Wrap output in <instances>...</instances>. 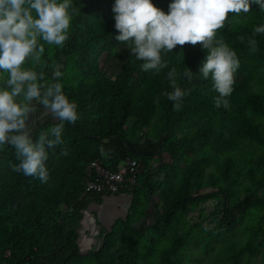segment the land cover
I'll return each mask as SVG.
<instances>
[{"label":"trees","instance_id":"16d2710c","mask_svg":"<svg viewBox=\"0 0 264 264\" xmlns=\"http://www.w3.org/2000/svg\"><path fill=\"white\" fill-rule=\"evenodd\" d=\"M171 2L152 0L166 14ZM114 3L72 0L76 13L69 39L56 46L38 37V45L44 47L39 61L29 57L21 65L22 69L44 73L37 83H61L65 95L78 105L79 118L75 124L65 122L62 145L47 149L46 183L12 171L10 163H19L15 150L10 145L0 146V264H183L181 248L188 232L181 229L182 219L193 205L218 190L228 199L218 218L225 230L235 227L237 216L248 208L255 207L256 212L253 223L234 229L242 232V238H223L222 231L203 240L204 251L221 242L212 264H242L260 255L264 249V195L259 193L264 191V34L254 29L264 24V11L251 2L249 13L237 16L230 12L225 27L217 30L216 38L234 50L240 62L228 107L217 108L213 101L218 93L213 91L211 78L203 79L199 74L206 50L200 44L177 45L172 52L162 50L167 67L159 73L143 71V61L115 39L119 33ZM250 39L257 43L255 53L250 51ZM103 52L107 53V68L99 59ZM187 68L194 74L191 81L183 76ZM172 69L176 70L178 85L189 91L179 111L173 110V102L162 95L172 90L167 79ZM56 71L61 74L58 80ZM8 75L0 70V88ZM32 119L33 139L60 123L51 113L41 119L35 111ZM162 136V144L151 153L139 150L143 142L150 143L146 137L154 140ZM255 146L261 153L248 161L252 162L243 175L249 183L243 187L247 193L241 196L232 182L242 169L232 166L230 152L242 148L244 159ZM61 148H66L68 155H60ZM163 152L179 166L169 171L167 163L158 165L156 170L162 171L164 178L156 182L150 179L153 169L145 172L146 163L155 153L160 163ZM127 156L145 164L137 185L114 193L85 190V168L90 160L116 169ZM211 164L213 172H207ZM259 167L261 172H256ZM206 185L210 188L204 189ZM142 187L148 206L152 200V223L137 228L127 212L125 217L116 216L99 244L91 243L86 249L80 246L86 229L79 232V226L90 202L100 204L105 196L133 193L128 211L133 208L139 217V211L147 207L139 210L136 204V189Z\"/></svg>","mask_w":264,"mask_h":264},{"label":"clouds","instance_id":"9594fccd","mask_svg":"<svg viewBox=\"0 0 264 264\" xmlns=\"http://www.w3.org/2000/svg\"><path fill=\"white\" fill-rule=\"evenodd\" d=\"M251 2L264 11V0H172L167 14L152 0H115L112 11L119 33L115 39L129 48L133 57L143 61V71L156 73L167 67L162 50L166 54L177 45L200 44L206 56L199 74L203 79L211 78L213 91L218 93L214 105L227 108V98L235 83L234 72L240 62L236 52L216 34L225 27L230 12L237 16L249 13ZM75 13L72 0H0V70L9 74L5 86L0 88V146L10 145L15 150L19 163H10L12 171L38 178L41 183L49 180L47 149L63 144L65 122L75 124L78 105L65 95L61 83H37L38 79L43 80L44 73L22 69L21 65L29 57L39 61L44 47L38 45V37L48 44L62 46L69 39ZM254 32L264 34V24ZM248 43L255 53L256 41L250 39ZM60 75L59 71L54 73L57 80ZM183 76L191 81L194 74L187 68ZM176 77L175 69L168 72L172 90L162 95L173 102V110L179 111L189 91L178 85ZM37 105L60 123L33 139L32 116ZM60 155H68V150L61 148Z\"/></svg>","mask_w":264,"mask_h":264},{"label":"rangeland","instance_id":"374dc122","mask_svg":"<svg viewBox=\"0 0 264 264\" xmlns=\"http://www.w3.org/2000/svg\"><path fill=\"white\" fill-rule=\"evenodd\" d=\"M106 57H107V53L103 52L101 56L99 57V59L101 61V65H105V67L107 68L108 67L106 66L107 63L104 64ZM109 61L116 62V59L110 58ZM36 113L38 114V116H40L41 119L50 114V112L43 111L42 106L40 105H37ZM163 138L164 137L162 136L159 138H154V140L152 139L150 140L149 138L146 137L144 140L147 139V141L150 143L143 142L142 144H140L139 147H145L147 148V150L149 148L150 149V151L148 150V154H149L151 153L153 149L155 148L157 149L158 146L162 144ZM129 148L132 149V147H129ZM241 149L240 148L234 149L232 152H230V157L232 158L234 162V165L232 166H237L238 168L242 169V174L238 175L232 182V188H235L236 191L241 192V196H243L244 194L247 193V191L244 190L243 187L249 183L248 178L245 177L243 173L245 172V169L249 167L252 162L251 161L250 163H248V161L255 159L256 155L261 153L260 152L261 150H259V148L255 146L254 151L252 153L246 151L247 153L245 154V158L243 159L240 153ZM162 158L163 159H160L161 162L159 163L158 155L155 153L154 155H151L150 158H148L147 163H146L145 172L153 169L151 171L152 176L150 179L156 182L161 181L164 178V173H162V171L156 170L158 169V165L160 166L161 163H167L166 168H168L167 170L169 171H173L174 169L176 170L179 166V163L176 162L175 160H171L169 155L166 152L162 153ZM218 159H220V157H218ZM213 169H214V166L212 164L206 167L207 172H213ZM261 170H262V167L256 168V172H261ZM139 184H141V182ZM205 187L210 188L209 185H206L203 188L205 189ZM136 190L137 191L135 193L138 196V201L136 202V204L137 205L139 204V210L141 207H143V205L147 207L144 209L143 212H141V210L139 211L140 213L139 217H137L138 214H133V208L129 209L128 215L130 217L129 221L131 222V224L139 228V227H143V226L150 224V223H147L149 221L146 222V220L148 219L154 220L153 204H152V200H149L150 205L148 206V201L146 198V190L143 187L142 189L140 188ZM157 192L158 191L155 192V197L158 200ZM259 193L261 195H264V191L260 190ZM129 196L131 199L134 198L132 197L133 193H129ZM129 196L127 195V197ZM227 203H228V199L226 198L225 193L218 190L212 196L202 201L198 205H193L190 211L183 217L182 222H181V227H182L181 229L184 233L188 232L186 234V243L181 248V252L183 253L182 255L183 264H212V259L214 257L215 251L217 250L221 242H215L212 249L208 251H204L203 240L206 239L210 235L217 234L222 231L223 232H222L221 237L223 238H225V236L227 235H232V237L236 239L242 238V232L238 231L236 233L234 229L237 227L240 228L245 223L251 224L254 222L256 208L250 207L242 215L237 216V224L235 225V227L231 228V230H225L224 227L220 226L218 222V218L222 216L224 208L226 207ZM229 204H231V202ZM105 206L106 204H104L103 201L100 204L95 203V202H90L87 208L83 210L84 216L86 217L82 218L81 224L79 226V232L84 231L82 229H86L84 234H87L86 231H89L88 229L89 226L94 227L96 229L93 230L92 235L99 242L102 238V234L104 233V231L107 228H109V223L106 221L105 218H103V215H102L104 210H105V213L109 210ZM126 213L127 212L122 213L124 217L127 216ZM111 214L112 216H109L110 219H112L114 216L115 218L116 216L117 217L119 216V215H116V213L111 212ZM87 216H89L90 218H87ZM92 240L95 242L94 239ZM162 240L164 241L163 238ZM196 241H197V244L194 243ZM254 258H252L249 261L244 260L242 264H264V249L260 255Z\"/></svg>","mask_w":264,"mask_h":264},{"label":"built area","instance_id":"2783aa9c","mask_svg":"<svg viewBox=\"0 0 264 264\" xmlns=\"http://www.w3.org/2000/svg\"><path fill=\"white\" fill-rule=\"evenodd\" d=\"M144 165L141 159L129 156L120 161L116 169L105 167L98 160H90L85 168V190L114 193L125 186L137 185Z\"/></svg>","mask_w":264,"mask_h":264},{"label":"crops","instance_id":"0c3cea01","mask_svg":"<svg viewBox=\"0 0 264 264\" xmlns=\"http://www.w3.org/2000/svg\"><path fill=\"white\" fill-rule=\"evenodd\" d=\"M138 148H139V150L147 152V153H148V150L150 151L149 148H148V150L145 147H139L138 146ZM127 195L129 196V193L124 191V192H120V193H117V194H111V195L105 196L106 199H104L103 202H104V204H106L105 207H107L109 210L106 213H105V210H104L102 215H103V218H105L106 221L109 223V226H110L111 222H113V220L115 218V216L112 219L109 218V216H112L111 212L112 213H116V215H123L122 213L128 212V208H129V206L131 204V198H130V196L127 197ZM105 200H106V202H105ZM87 218H90V217L87 216ZM147 221H149V222H147ZM146 222L147 223H152L153 220L148 219V220H146ZM88 229H89V231H86L87 234H84L85 237L81 238L82 241H81V245L80 246H82V248H84V249H86V247H89V245L91 243L94 244L96 241L98 242V240H96L95 237H93V235H92V232H93L92 227L88 228ZM92 239H94L95 242ZM99 242L97 244H99Z\"/></svg>","mask_w":264,"mask_h":264}]
</instances>
